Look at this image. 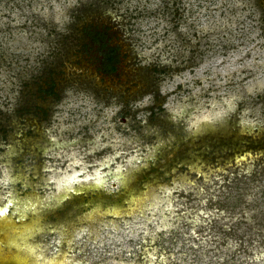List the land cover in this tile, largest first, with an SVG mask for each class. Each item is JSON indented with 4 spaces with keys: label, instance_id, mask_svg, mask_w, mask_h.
Listing matches in <instances>:
<instances>
[{
    "label": "rangeland",
    "instance_id": "1",
    "mask_svg": "<svg viewBox=\"0 0 264 264\" xmlns=\"http://www.w3.org/2000/svg\"><path fill=\"white\" fill-rule=\"evenodd\" d=\"M5 205L67 264H264V0H0Z\"/></svg>",
    "mask_w": 264,
    "mask_h": 264
},
{
    "label": "bare ground",
    "instance_id": "2",
    "mask_svg": "<svg viewBox=\"0 0 264 264\" xmlns=\"http://www.w3.org/2000/svg\"><path fill=\"white\" fill-rule=\"evenodd\" d=\"M199 124V129L207 130L210 135L212 134V128L208 125V121H201ZM71 178L72 177H66L62 179V181L67 184L72 181ZM98 180V178H95L91 183L90 186H92L93 189L101 187V181ZM121 184L127 185L125 178L122 179ZM64 193L65 192L59 193V196H64ZM14 199L16 208L14 207L15 209H13V211L18 217L24 216L29 209H33L35 203L32 201L36 200L35 198L25 201ZM3 208L6 209V205L3 206ZM35 225V223L31 222L15 225L5 218L4 212L2 220L0 219V227L3 228V231L0 232V264H67L64 257L56 256L55 258H44L41 253L35 251V245L28 241V237L36 228Z\"/></svg>",
    "mask_w": 264,
    "mask_h": 264
},
{
    "label": "snow or ice",
    "instance_id": "3",
    "mask_svg": "<svg viewBox=\"0 0 264 264\" xmlns=\"http://www.w3.org/2000/svg\"><path fill=\"white\" fill-rule=\"evenodd\" d=\"M195 131H196V130H194V133H195ZM123 175L126 176L127 173H124ZM69 190H71V189H69ZM5 211H6V209H4L3 206H0V217H3ZM2 231H3V228L0 227V232H2Z\"/></svg>",
    "mask_w": 264,
    "mask_h": 264
},
{
    "label": "trees",
    "instance_id": "4",
    "mask_svg": "<svg viewBox=\"0 0 264 264\" xmlns=\"http://www.w3.org/2000/svg\"><path fill=\"white\" fill-rule=\"evenodd\" d=\"M110 70H111L112 72H114V71H115V67H114V66H111V67H110Z\"/></svg>",
    "mask_w": 264,
    "mask_h": 264
}]
</instances>
